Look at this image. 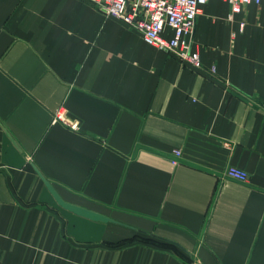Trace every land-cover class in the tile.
Listing matches in <instances>:
<instances>
[{"label": "crops", "instance_id": "0c3cea01", "mask_svg": "<svg viewBox=\"0 0 264 264\" xmlns=\"http://www.w3.org/2000/svg\"><path fill=\"white\" fill-rule=\"evenodd\" d=\"M192 45L200 69L89 0H0V264H264V0H210Z\"/></svg>", "mask_w": 264, "mask_h": 264}, {"label": "built area", "instance_id": "2783aa9c", "mask_svg": "<svg viewBox=\"0 0 264 264\" xmlns=\"http://www.w3.org/2000/svg\"><path fill=\"white\" fill-rule=\"evenodd\" d=\"M97 5L105 15L117 18L138 30L143 40L159 50L178 57L197 69L202 67L198 52L192 51L193 33L198 16L210 0H89ZM228 3L233 14L241 13L248 5H260L262 0H222ZM231 19V17H230ZM244 26V24H242ZM167 35H170L168 37ZM215 72V68L212 69ZM53 124H63L70 130L78 132L80 121L69 116L61 107L53 117ZM229 147V143L224 144ZM173 165H178L182 157L180 150L173 152ZM225 175L228 178L246 182V171L231 166Z\"/></svg>", "mask_w": 264, "mask_h": 264}, {"label": "water", "instance_id": "95a60500", "mask_svg": "<svg viewBox=\"0 0 264 264\" xmlns=\"http://www.w3.org/2000/svg\"><path fill=\"white\" fill-rule=\"evenodd\" d=\"M41 178L45 181L46 187L51 193V195L54 197L55 201L59 206H61L63 209L72 212L80 217L89 219L94 222H100V223H116L111 218L104 216L100 213L94 212L92 210L76 206L74 204H70L66 201H64L61 196L58 194V192L55 190V188L42 176V174L39 173ZM172 243V242H171Z\"/></svg>", "mask_w": 264, "mask_h": 264}, {"label": "rangeland", "instance_id": "374dc122", "mask_svg": "<svg viewBox=\"0 0 264 264\" xmlns=\"http://www.w3.org/2000/svg\"><path fill=\"white\" fill-rule=\"evenodd\" d=\"M96 5V4H95ZM97 6V5H96Z\"/></svg>", "mask_w": 264, "mask_h": 264}]
</instances>
